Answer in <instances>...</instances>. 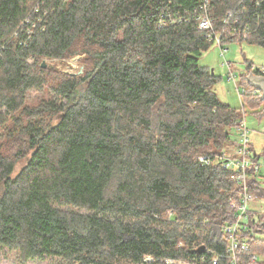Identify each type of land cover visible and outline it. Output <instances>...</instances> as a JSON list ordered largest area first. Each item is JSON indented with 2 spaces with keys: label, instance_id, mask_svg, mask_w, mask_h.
I'll return each instance as SVG.
<instances>
[{
  "label": "trees",
  "instance_id": "trees-1",
  "mask_svg": "<svg viewBox=\"0 0 264 264\" xmlns=\"http://www.w3.org/2000/svg\"><path fill=\"white\" fill-rule=\"evenodd\" d=\"M243 1L212 0L215 24L236 9L228 27L238 32L225 43L264 48V0ZM199 2L0 0V247L24 262L165 264L199 263L205 245L231 263L221 225L235 219L238 187L229 170L198 157L231 143L244 109L220 99L219 76L200 63L214 42L189 17ZM167 13L188 18L160 24ZM79 52L82 72L43 65ZM247 69L241 100L256 109L264 99L247 77L264 73ZM42 88L57 98L27 104ZM249 242L264 247L260 236Z\"/></svg>",
  "mask_w": 264,
  "mask_h": 264
},
{
  "label": "built area",
  "instance_id": "built-area-1",
  "mask_svg": "<svg viewBox=\"0 0 264 264\" xmlns=\"http://www.w3.org/2000/svg\"><path fill=\"white\" fill-rule=\"evenodd\" d=\"M255 1H257V4L260 2V0ZM243 2V0H240L239 4ZM35 10L39 11L37 7ZM211 10L212 0H200L197 9L189 17L194 15L195 21L199 29L203 31L204 36L217 44L224 52V38L238 32L237 27L231 30L228 27L230 21L237 17V11L236 9L229 10L223 21L224 26L217 27ZM167 14V18L162 15L160 24L167 21L177 22L182 20V17L188 18V15L176 13L177 16L175 17L172 14ZM252 67L253 70L259 69L264 73V66L252 65ZM229 73L231 79L236 78L231 69ZM238 91L241 98L243 89L239 88ZM249 129L245 115H243L239 124L235 127L238 138H232L231 136V143L226 145L220 154L214 158L206 155L198 157L203 164L218 162L223 168L229 170L231 180L238 187V192L230 200V205L235 210V219L221 225L222 230L228 235L230 264H264V256L253 251L249 242L253 236L261 237L264 234V219L262 217L264 215V195L253 191L256 186L264 188V161H261L259 154L252 147ZM257 183L258 185H256ZM170 215H172V211ZM244 255L247 258H244ZM207 256L210 258L208 259ZM221 257L222 254H218L212 248L205 246L199 263L171 257L162 258L161 261L165 264H219ZM144 259L146 261L155 260L150 254L145 255Z\"/></svg>",
  "mask_w": 264,
  "mask_h": 264
},
{
  "label": "rangeland",
  "instance_id": "rangeland-1",
  "mask_svg": "<svg viewBox=\"0 0 264 264\" xmlns=\"http://www.w3.org/2000/svg\"><path fill=\"white\" fill-rule=\"evenodd\" d=\"M225 51L222 52L221 48L214 44L211 49L206 52L200 59L202 65L209 66L218 76V82L215 84L214 89L217 92L220 99L227 102L233 106H240L245 115V120L247 122L249 129V137L251 139L252 147L257 151L261 161H264V115L262 113H255V110H261L264 108V102L259 104L255 109L250 107L251 105L247 102L246 105L243 98L241 100L238 89L240 83H246L245 77L240 80V74L244 71H248L247 67L251 66L250 71H253L252 65L264 66V48L258 45L248 44L245 41H231L224 44ZM86 54L84 52H79L77 54L69 55L68 57H44L43 62L46 65H59V69L63 73L75 74L77 72H82ZM249 61V62H248ZM229 64V66H228ZM249 64V65H248ZM230 69L235 73L236 78L231 79L229 77ZM249 71V72H250ZM87 83L84 82L81 86L82 89L86 87ZM247 97V96H246ZM255 96H251V98ZM57 95L52 93L49 88L42 89H32L29 90L27 95V104L38 105L44 100L55 99ZM59 98V97H58ZM249 98V97H248ZM252 98V101L256 99ZM258 100V99H257ZM248 101V100H246ZM232 138H238L235 129H233ZM26 163V159H20L15 167L14 175L18 174ZM172 209H167L163 212L164 216H174V213L170 215ZM197 222V220H195ZM189 234L186 233V237ZM204 233L200 235L199 238L194 240L195 243L204 241ZM264 238V234L261 236ZM180 246H185L186 242L184 239H180ZM258 251V253L264 256V247ZM58 257H49L44 260H29L24 262L17 250L4 249L0 247V264H56L60 262ZM158 264H161L158 263Z\"/></svg>",
  "mask_w": 264,
  "mask_h": 264
},
{
  "label": "water",
  "instance_id": "water-1",
  "mask_svg": "<svg viewBox=\"0 0 264 264\" xmlns=\"http://www.w3.org/2000/svg\"><path fill=\"white\" fill-rule=\"evenodd\" d=\"M43 65H45V62ZM247 78L249 83L253 87L259 89L262 92L261 98L264 99V75L257 74L255 72H250ZM204 249H205V245H201L198 248V252L201 253L204 251Z\"/></svg>",
  "mask_w": 264,
  "mask_h": 264
}]
</instances>
